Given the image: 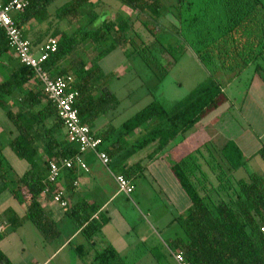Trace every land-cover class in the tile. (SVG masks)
<instances>
[{
  "label": "trees",
  "instance_id": "16d2710c",
  "mask_svg": "<svg viewBox=\"0 0 264 264\" xmlns=\"http://www.w3.org/2000/svg\"><path fill=\"white\" fill-rule=\"evenodd\" d=\"M2 1L8 3L12 0ZM55 1L32 0L24 12L14 15L16 25L23 29L26 39L24 27L29 22L47 24L49 33L54 20L55 23L73 20L79 16L83 6L102 0H73L52 14L49 8ZM118 1L136 14L135 22L140 18L145 20L142 23L145 33L162 47L165 46L159 43L157 32L168 31L169 28L176 29L178 36L185 32V38L179 37L182 45L170 47L165 53L178 62L173 51L179 49L184 55L191 50L207 70L209 78L171 109H166L154 99L119 128L111 127L100 133L96 129L99 120L120 105L108 86L114 75L106 73L100 61L119 49L133 47L130 32L134 21L121 15L112 20L105 18L104 12H91L88 24L80 26L74 33L54 31L52 38H58V48L45 61L44 68L52 76L54 72L58 73L54 77L71 76L74 79L72 88L78 92L75 107L81 122L102 139L101 150L110 159L129 146L142 151L155 145L150 158L166 152L172 142L183 141L198 123L229 103L225 89L235 77L252 65L264 72V0H177L174 7L178 11L177 18L170 14L171 6L165 7L160 0ZM99 19L103 21L94 27ZM134 33L140 42L143 41L144 47H149L141 36ZM46 34L41 39L42 44L46 42ZM8 52V40L0 28V59ZM86 56L92 57L89 59L91 66H88ZM219 72L228 76L227 81L223 79L225 86L218 78ZM30 84L34 85L33 88L24 93L23 89ZM38 87L41 88L33 71L18 60L9 78L0 83V108L6 111L8 121L16 131L9 147L30 167L22 177L15 176L12 168H6L4 148H1L3 190L9 191L20 205L26 206L27 219L44 244H52L64 235L69 239L76 232L91 243L101 234L109 219L101 213L98 219L95 218L100 206L87 198L73 201L78 170L89 173V168L87 172L77 166L64 169L58 184L50 186L47 196L53 199L52 193L60 187L71 201L67 211L60 209L63 212L60 220L54 218V213L46 210L40 202L48 186L49 162L75 158L79 154V146L66 140L56 107L47 101ZM14 97H18L13 103L17 112L8 108ZM44 100L47 101L45 106L42 105ZM137 132L144 135L132 142L131 138ZM212 150L202 155L194 151L171 166L191 207L187 214L173 220L178 224L180 234L167 241L168 248L182 252L191 264H264V177L248 172L246 178H234L233 173L243 169L246 161L239 147L229 141L219 150L221 163L210 165L212 176H215L212 180L203 169L202 162L206 160L205 153L212 156ZM259 156L264 161V148L259 151ZM144 168L142 163H136L121 174L132 183ZM62 179L64 187L59 186ZM62 224H66L63 229ZM68 245H72V240ZM73 249L78 257L85 255L84 247ZM0 264H11L2 252ZM93 264L136 263L129 262L112 245H108L95 252Z\"/></svg>",
  "mask_w": 264,
  "mask_h": 264
},
{
  "label": "crops",
  "instance_id": "0c3cea01",
  "mask_svg": "<svg viewBox=\"0 0 264 264\" xmlns=\"http://www.w3.org/2000/svg\"><path fill=\"white\" fill-rule=\"evenodd\" d=\"M162 1L160 0L163 5ZM123 13L124 15H120L125 19L131 18L133 21L136 19V14H134V12L127 7L123 8ZM143 22H145V20L140 18V21L137 20L134 25V27H136L134 30L136 33L138 32V35L142 33V28L144 31V26L142 25ZM140 25L141 29H138ZM24 31L27 38L31 41V43H33V46L39 47L43 42L41 41V39H43V35H45L48 31V25H40L36 21H31L24 27ZM143 36H145L143 38L144 40H154L147 33H143L142 37ZM37 42L40 44H37ZM130 47L131 46L117 50L123 53L124 58L120 65L115 67L110 73H123V69L128 62L125 52ZM115 52H113L112 55ZM188 54H190L191 57H194V59H197L191 50H188ZM16 63L17 58L11 51L0 59V83L9 78V75L14 69ZM200 64L199 67H201V69L208 74L204 66L202 64L200 66ZM250 67L245 69L238 77H235L232 80V83L240 79ZM252 67H254V75L253 78L250 79L249 86L246 89L247 91L237 97L228 96L229 103L204 119L207 120L210 118L206 124L202 123L204 120L198 123L194 129V134L192 135H197L198 139L200 137V139L206 140L205 143L208 142L211 143V145L214 144L218 150H221L229 141L234 142L241 150L246 161L244 168H246L248 164H251L255 159H261V161H263L259 156V151L264 148V72L260 70L258 71L257 67L254 65H252ZM57 74L58 73L54 72L53 75L55 76ZM218 78H221L222 81L223 79L225 81L228 80V76H225L220 72ZM229 84L230 83H228L227 86ZM28 90L30 89H27L26 86L23 89V92L26 93ZM17 98L18 97H14L8 107L9 110H12L13 112H17V109L13 106V103ZM237 98L239 100H237ZM46 104L47 101L44 100L42 105L45 106ZM117 109H119V107ZM117 109L105 116L107 117L105 121L109 123V121L114 120L113 118H116V116L113 115L116 113ZM0 110L2 111V115L5 114L6 116V111L1 108ZM218 112L219 114L212 118V115ZM103 119L104 118H101L97 123V130L103 131L104 127L101 126ZM4 120L5 119L0 116V149L4 148L2 151L3 153H5L6 149H10L9 143L16 135V133L11 129V126L7 125V122H3ZM154 148L155 145L149 146L142 151H138L132 146H129L120 154L111 158L110 164H112L115 168L120 169V173H122L123 170L126 171L136 163H142V166L145 167L143 172L132 181V184L135 187L133 194L136 191V181L144 180L150 183L148 180L149 178H152L154 182H158L159 179H163L168 181V183H163V189L160 192L173 190L177 195L176 200H178L181 210L177 209V212L173 215L170 223L162 228L161 231H158L146 222V217L143 213L135 210V208L129 212L128 204L121 199L124 197L126 201H129V198L119 192L116 182L114 191L112 193H108L105 192L102 185L98 183L96 179L89 175L90 170L89 173H84L78 170V177L75 180L78 186L75 187L73 194L74 197L72 196L73 201L82 197L87 198L89 202H94L100 206L99 213L94 216L95 218L98 219V216L101 213L109 219V223L103 228L101 234L99 235L102 236L104 241H100V243H98L99 236H97L91 243L86 242L83 238V241L76 246L84 247L85 255L83 258L88 256L93 257L96 251H100L108 245H112L121 256L125 257L131 263L166 264V258L163 253L157 252L160 249L166 255H168L169 252L166 250L167 242H164L163 244L164 250L161 248L162 236L165 234L168 241L180 234L179 226L177 223L173 222V220L180 215L187 214L188 203L184 205L185 199L187 200L185 197L186 194L180 188L176 178L170 170L172 163L169 165L165 162V160H162L163 158L159 157L160 155L150 158ZM246 150L251 151L246 153ZM40 151H42V149ZM88 153L90 152L84 153L82 157ZM94 155L98 159L95 153ZM168 159L171 162L172 159L170 157H168ZM160 162H162V165ZM257 163L260 164L259 166L262 170L257 174L264 177V165L262 162ZM4 164L6 163L4 162ZM237 172L238 171L235 173ZM250 172L256 173L254 169ZM3 184V181L0 179V223H6L7 226L4 233L0 236V252L9 258L11 264H48L56 254L60 253L64 250V248H67V245L71 242V240L73 244L79 239L81 233H74L69 239H67L65 244H63L59 249L53 250V255H51V252V256H49L50 246L42 242L35 228L31 226L32 224L27 219L26 206L20 205L9 191L3 190ZM59 186H63V179L60 181ZM7 193H9V196H7ZM40 202L46 210L54 213V218L57 220L62 218L63 212L60 210L59 206L53 202L52 197L47 196V194H43L40 198ZM144 224L146 227L144 226V229L138 230V226H143ZM149 242H152L151 247H145V245H149ZM140 244L145 248L142 253H138V250L140 249L138 247ZM130 257L133 258L131 261L129 259ZM78 261H81V259Z\"/></svg>",
  "mask_w": 264,
  "mask_h": 264
},
{
  "label": "rangeland",
  "instance_id": "374dc122",
  "mask_svg": "<svg viewBox=\"0 0 264 264\" xmlns=\"http://www.w3.org/2000/svg\"><path fill=\"white\" fill-rule=\"evenodd\" d=\"M73 0H56L49 8L50 13L55 14V12L61 9L66 4L72 2ZM162 1V0H161ZM163 5L166 7H170V14L174 15L176 18L178 17V11L174 8L177 5V0H165L162 1ZM123 8H125L118 0H102L101 2L93 1L91 4H86L79 10V16H77L73 20H65L60 23H55L53 21V26H50L49 33L46 34L47 40L52 37V34L57 29L60 32H66L69 34L74 33L79 29L80 26H85L88 24L89 14L91 12H95V14H101L104 12V17H110L115 19L116 16L120 14L124 15ZM135 16V15H134ZM171 18V17H170ZM131 19V18H130ZM174 19V18H173ZM103 19H99L95 26L100 25ZM135 21L133 22V31L130 32L131 38H133L134 44L133 47L128 48L126 53V58L128 60L126 66L123 69V73L115 74L108 83L109 89L116 95L118 100L120 101L119 109H117L116 113L113 116L116 118H112L114 120L105 121L107 117H104L102 120V125L104 127L103 131L113 127L119 128L124 122L133 117L136 113L141 111L147 105H149L154 99L160 101L162 105L166 109H171L176 103L186 98L194 89H196L201 83H204L208 80L209 75L199 67V62L194 57H191L190 54L185 53L181 55V50L173 51L175 54L174 57L178 59V62H174L172 55H167L165 50H168L170 47H178L181 46L182 43L179 41V37H186L185 32H181L180 35H177L176 29H168V31H160L157 32L159 43L164 45L165 47L160 46L154 40H144L142 34L145 33L142 28V33L140 31L141 40L146 41L149 44V47H144L142 45L143 41L140 42V39L135 36L134 27ZM58 24V25H56ZM138 29H141V25ZM138 34V32H137ZM58 40V38H57ZM141 43V44H140ZM134 48V49H133ZM136 49V50H135ZM90 56V55H89ZM88 56V57H89ZM92 56V55H91ZM85 57L88 66H91L90 58ZM124 56L121 51H116L110 57L107 56L100 61V66L104 69V71L110 73L115 67H118L123 60ZM197 60V61H196ZM201 66V64H200ZM253 70L254 67H250L240 79L230 82L228 86H226V93L228 96L237 97L242 93H245L247 87L249 86L250 79L253 78ZM69 74L72 75L70 72ZM223 86H225L223 81H220ZM34 85H27V89L33 88ZM26 87V86H25ZM39 90H42L38 87ZM237 100H239L237 98ZM220 112V111H219ZM213 114L217 116V114ZM0 116L5 120L3 122H7V125L11 126V129L15 131L13 125H11L10 121L7 120L5 114L2 115V111L0 110ZM119 114V115H118ZM210 120H204L202 123H205ZM201 123V124H202ZM100 133L103 131L97 130ZM194 130L187 134L182 141L172 142L170 146L167 148V152L163 154H159L162 160H165L169 165L170 163H174L175 161L181 159L182 157L192 153L194 151H198L199 155H202L204 152L208 153L209 150H212V156H206V160H203V169L211 175L212 180H214L215 176L210 171V165L215 166L221 163L222 159L220 158L219 150L214 144L205 143L206 140L199 139L196 136H192ZM144 134L137 132L132 136L131 141L140 139ZM208 144L209 146H203ZM251 150H246L248 153ZM4 155V161L6 168H13L15 176L22 177L24 172L28 170L29 164L25 161L18 159L15 154L11 151V149H6ZM168 157L172 160L169 161ZM84 162L88 165L90 170V176L98 183L102 185L105 192L112 193L115 188V181L113 179L112 173L115 175H119L120 169L115 168L112 164H110L109 169L104 167L100 161L95 157L94 153L90 152L85 154L82 157ZM214 160V161H213ZM207 161V162H206ZM257 162H262L261 159H255L251 164L244 169L239 170L234 174V178L241 179L246 178L248 172L256 171V173H260L262 171L260 169V164ZM162 165V162H160ZM218 163V164H216ZM209 166V167H208ZM227 164L224 163V168L227 169ZM171 170V169H170ZM112 173H111V172ZM165 171V170H163ZM150 183L144 180H138L135 182L136 191L134 194H131L128 198L129 201H126L124 197H122V201L126 202L129 206V212L133 208L135 210L143 213L146 217V222L161 231L166 225H168L173 218V215L176 214L177 209H180L178 204V200H176V193L171 191L160 192L163 188V183H168V181L159 179L158 182H154L152 178L148 179ZM162 183H160V182ZM214 193V199L217 198ZM9 196V193H7ZM187 200L185 199L184 205L188 203V209L191 207L190 200L185 195ZM120 199V200H121ZM131 217V216H130ZM129 217V218H130ZM63 228L66 227V224H62ZM33 226V225H31ZM146 225L138 226V230L144 229ZM83 236H79V239L75 241L72 245H67V248H64L60 253L56 254L48 264H93V257L88 256L86 258L77 257L75 255L74 247L80 244L83 241ZM68 236L64 235L58 241L48 244L50 246L49 256L53 255V250L59 249L63 244L66 243ZM100 241H104L102 236H99L98 243ZM164 242H167V236L163 234L161 248H163ZM152 242H149V245H145V247H151ZM168 248V245L166 246ZM140 248L138 253L144 252L145 248L143 245H139ZM166 248V250H168ZM52 252V254H51ZM158 253H163L166 258V264H176L173 258L164 254V252L160 249L157 251ZM51 254V255H50ZM81 259V261H78ZM130 261L133 259L129 258ZM135 260V258H134ZM165 260V259H163Z\"/></svg>",
  "mask_w": 264,
  "mask_h": 264
},
{
  "label": "built area",
  "instance_id": "2783aa9c",
  "mask_svg": "<svg viewBox=\"0 0 264 264\" xmlns=\"http://www.w3.org/2000/svg\"><path fill=\"white\" fill-rule=\"evenodd\" d=\"M32 0H12L8 3L0 0V28L4 30L8 40L10 51L13 52L17 60L33 71L36 81L39 83L47 101L56 107L57 117L62 121L66 140L71 144L79 146V154L73 159H64L60 162L50 161L48 165L47 187L45 194L50 192V186L57 185L64 169H72L77 166L88 171V166L82 159V155L93 152L104 167L109 169L111 160L108 155L101 150L103 141L98 135L93 133L88 125L81 122L79 112L75 107L78 92L72 88L74 79L71 76L54 77L44 68L45 61L49 56L57 51L58 40L50 37L41 46L34 47L29 39L23 34V29L19 28L14 15L24 12ZM120 193L129 197L134 192V185L122 174H112ZM78 186L75 183V187ZM53 202L63 211L70 207V201L63 189L57 187L52 193ZM6 223H0V236L4 233ZM264 232V228H262ZM169 254L176 264L189 263L182 252L168 249Z\"/></svg>",
  "mask_w": 264,
  "mask_h": 264
}]
</instances>
